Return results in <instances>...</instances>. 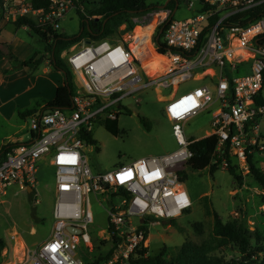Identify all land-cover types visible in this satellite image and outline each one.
Returning a JSON list of instances; mask_svg holds the SVG:
<instances>
[{"label":"built area","instance_id":"2783aa9c","mask_svg":"<svg viewBox=\"0 0 264 264\" xmlns=\"http://www.w3.org/2000/svg\"><path fill=\"white\" fill-rule=\"evenodd\" d=\"M47 1V7L34 8L32 0H3L4 18L14 22L18 17L30 16L51 38L50 31H63L61 20L75 9L76 0ZM148 1L155 5L140 16L141 22L147 24L146 17L157 13V22L149 34L131 33L126 39L119 33L115 40L86 39L89 42L85 40L78 49L70 47L67 54L66 49L61 52L76 84L71 108L44 105L35 110L27 117L28 140L9 146L0 162L3 193L14 184L20 188L35 184L42 159H47L53 169L51 235L25 250L21 264H84L81 254L93 248L88 232L94 222L90 194L99 203L105 202L102 238L109 240L105 250L109 256L98 264H130L132 257L148 248L149 224L176 218L190 208L181 172L192 156V140L185 137L183 126L214 103L217 106L211 111V129L201 136L217 137L212 164L229 166L224 156L228 147L236 171L248 176L249 155L258 153L264 158V141L257 121L264 115V104L256 102L263 89L264 17L248 22L230 20L264 0ZM182 2L193 13L173 19L174 11L168 5L176 10ZM163 62L162 72L148 73L146 66H160ZM240 63L248 64L249 70L229 77L225 66L232 71ZM206 68L214 69L213 76L194 78L197 71ZM187 79L208 80L213 85L204 83L178 96L172 92L165 101L163 111L177 149L140 157L106 172L91 171L83 151L89 142L83 135L91 132L94 122L116 119L123 111L120 100L124 97L146 88L176 86ZM133 217L140 222L134 224ZM10 239H16V234H11ZM80 242L85 246L82 252L77 251ZM3 257L0 250V264H5Z\"/></svg>","mask_w":264,"mask_h":264},{"label":"rangeland","instance_id":"374dc122","mask_svg":"<svg viewBox=\"0 0 264 264\" xmlns=\"http://www.w3.org/2000/svg\"><path fill=\"white\" fill-rule=\"evenodd\" d=\"M168 8L174 11L173 19L185 18L193 13L183 2L176 10L171 4ZM134 18L132 32L125 31L124 24L119 26L118 34L120 33L121 37L128 39L131 33L134 36L140 33L149 34L157 22V13L152 12L146 17L149 19L147 24L141 22L143 18L140 16ZM79 22L75 9H70L61 20L62 32L70 36L77 34ZM117 37L115 35L112 39L115 40ZM85 40L82 38L70 47L78 49ZM37 46L41 49L42 43H38ZM68 48L63 49L66 54ZM62 58L65 60L66 56ZM155 67L148 65L146 69L155 72ZM244 71L245 68L241 74ZM204 83L213 85L208 80L187 79L176 86L146 88L122 98L120 104L123 111L116 118L119 129L117 136L108 132L103 122L93 123L89 134L94 143H88L83 150L91 171L95 174L106 172L140 157L160 155L177 149L178 144L172 134L171 124L163 112L165 101L172 92L178 96ZM261 95L264 98V87ZM216 106L217 103H214L206 111L186 121L183 126L185 137L191 140L205 135L211 129V111ZM141 118L149 122V129L144 127ZM257 121L259 134L263 137L264 115ZM28 124L27 118L23 119L18 115L9 116L5 120L0 118V147L3 140L16 141L19 137L26 140L29 136ZM252 155L256 166L264 169V158L261 154ZM38 166V180L35 184L24 188L14 184L7 187L4 193L0 192V242H2L0 250L4 255L5 264H21L25 259L23 255L25 250L41 244L51 235L55 201L53 169L47 159L40 160ZM181 181L191 200V206L176 218L158 219L157 222L149 224L146 256L156 255L163 250L165 259L174 264L176 253L184 241L190 240L196 244L211 242L213 218L205 215V203L215 210L223 221H234L250 231L258 228L264 246L262 219L264 191L251 176H243L240 181L224 167L218 166L217 170L211 172L208 167L197 170L185 165L181 172ZM89 196L94 222L88 232L92 238L94 237V241L92 251L81 254L84 263L98 258L102 252L105 253L109 243V240L102 238L105 236L103 231L106 228L105 202L99 203L92 194ZM235 211L238 215L233 214ZM132 222L138 224L140 220L133 217ZM199 222L202 223L201 231H197L193 226ZM11 234H16V239L11 240ZM84 249V244L80 242L77 251L82 252ZM212 254L226 259L239 256L237 249L232 245L216 247Z\"/></svg>","mask_w":264,"mask_h":264},{"label":"trees","instance_id":"16d2710c","mask_svg":"<svg viewBox=\"0 0 264 264\" xmlns=\"http://www.w3.org/2000/svg\"><path fill=\"white\" fill-rule=\"evenodd\" d=\"M32 4L34 8H42L48 6V1L32 0ZM154 5L155 3L148 0H76L75 11L80 20L78 33L70 36L64 32L57 33L50 31L51 38H49L50 36L47 35V32L44 31L42 27L37 26L34 19L30 16L18 17L14 21V24L18 27L25 26L29 28L34 35L39 38L43 43L42 56L47 57L52 67L55 70L60 71L63 76V83L57 86L54 97L45 103V107H59L63 110H67L72 106L71 98L76 91V84L70 67L60 55L63 49L70 47L82 38H112L118 34V28L122 24L125 25V31L130 30L134 27L133 18L145 15L154 8ZM81 6L82 10L80 9ZM260 17H264V3L250 8L249 10L230 18V20L248 22L249 20L253 21ZM95 18L98 19L96 20ZM161 26H159V28H161ZM48 39H51V41L48 42ZM0 50L9 59L16 61V67H33L39 62V59L35 58L36 54L27 60H16L5 43H0ZM245 65L246 63H240L236 65L232 71L227 66V75L231 77L230 74H241L243 68H246ZM244 72H247V70ZM152 73L154 74V72ZM256 102L261 105L264 104V98L261 94L256 97ZM34 111L35 108L27 109L18 111L17 114L18 117L25 119ZM141 122L146 129H149V122L145 118H141ZM103 125L112 135L117 136L119 134L116 119H106L103 122ZM83 136L89 143H94V140L89 133H85ZM191 140L192 142L189 144V149L192 151V156L189 158L186 165L197 170L206 167H208L211 172L217 170L218 165L212 164L211 162L217 144V137L215 135H210ZM17 143L18 142L2 144L0 147V162L4 158L7 148ZM224 156L229 162L227 171L236 180L241 181L243 176L236 171V166L232 164L233 160H231V157L228 154V147L225 149ZM252 158L253 155L250 154L249 176H251L258 187L264 191V169L257 167ZM220 161L221 160L219 159L218 162ZM262 197L264 201V195ZM204 198H206V196H204ZM204 209L205 215L212 216L213 218L211 242L196 244L190 240L184 241L176 253L174 264H264L263 237L258 228H254V230L250 231L234 221H223L219 214L211 209L207 203L204 204ZM262 219L264 223V211L262 212ZM173 225L175 226V223ZM193 226L197 231H201L202 223L199 222ZM1 244L2 242H0V247L2 246ZM230 245L237 249L239 254L238 257L226 259L222 256L212 254V251L216 247H228ZM145 252L146 249L140 250L137 257H132L130 259V264H172V262H168L165 259L163 250L158 254L151 256H146ZM108 256L109 251L105 253L102 252L98 258L91 262L86 261L84 264H98Z\"/></svg>","mask_w":264,"mask_h":264},{"label":"crops","instance_id":"0c3cea01","mask_svg":"<svg viewBox=\"0 0 264 264\" xmlns=\"http://www.w3.org/2000/svg\"><path fill=\"white\" fill-rule=\"evenodd\" d=\"M2 1L0 0V43L7 44L16 60H27L34 54L39 59L34 68L16 67V61L9 59L0 50V118L5 120L9 116H17L18 111L33 108L38 110L44 106L54 97L57 86L63 83V76L52 67L47 57L42 56L43 43L29 28L18 27L4 18ZM38 43H42L41 49L37 46ZM245 67L248 71V64ZM26 140L22 137L16 141L3 140L1 146L5 142Z\"/></svg>","mask_w":264,"mask_h":264},{"label":"bare ground","instance_id":"6f19581e","mask_svg":"<svg viewBox=\"0 0 264 264\" xmlns=\"http://www.w3.org/2000/svg\"><path fill=\"white\" fill-rule=\"evenodd\" d=\"M134 36V35H133ZM164 67H165V63L163 62L160 66H156L155 67V70L156 72L155 73H159V72H162L164 70ZM213 68H206V69H203V70H200V71H197L195 74H194V78L195 79H199V78H202L205 74H209L211 76H213ZM148 73L150 75H154L151 71L147 70Z\"/></svg>","mask_w":264,"mask_h":264},{"label":"water","instance_id":"95a60500","mask_svg":"<svg viewBox=\"0 0 264 264\" xmlns=\"http://www.w3.org/2000/svg\"><path fill=\"white\" fill-rule=\"evenodd\" d=\"M96 20L98 19V18H95ZM159 31H161V28H160V30ZM86 42H89V40H86ZM263 141H264V139H263Z\"/></svg>","mask_w":264,"mask_h":264}]
</instances>
